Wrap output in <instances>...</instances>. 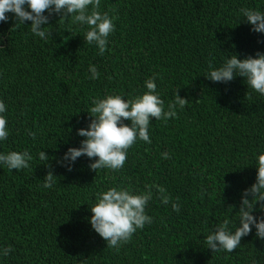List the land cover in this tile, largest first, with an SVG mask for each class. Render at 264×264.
<instances>
[{
    "label": "trees",
    "instance_id": "1",
    "mask_svg": "<svg viewBox=\"0 0 264 264\" xmlns=\"http://www.w3.org/2000/svg\"><path fill=\"white\" fill-rule=\"evenodd\" d=\"M241 8L264 11V0H101L100 11L115 25L104 55L84 41L86 26L54 15L53 34L43 40L29 21L15 25L6 13L0 101L9 136L0 153L28 149L33 160L22 170L0 164V248L14 249L0 264H264V241L255 229L231 253H212L205 243L225 219L235 230L241 194L255 182L253 154L264 152V96L238 76L227 84L206 79L210 62L219 67L230 54L242 59L264 52V34L241 22ZM90 65L98 79L89 78ZM154 74L165 106L178 89L188 100L178 118H152L151 144L137 140L119 170L92 171L96 158L83 156L71 171L59 166L67 149L84 139L77 130L90 123L93 98L142 95ZM28 131L37 133L35 140ZM40 151L51 168L39 160ZM165 152L170 159L161 158ZM50 170L57 182L45 189ZM152 183L179 197L180 211L154 196L145 208L153 222L119 251L106 247L89 223L97 193L115 186L143 191ZM255 207L253 215H264Z\"/></svg>",
    "mask_w": 264,
    "mask_h": 264
},
{
    "label": "clouds",
    "instance_id": "2",
    "mask_svg": "<svg viewBox=\"0 0 264 264\" xmlns=\"http://www.w3.org/2000/svg\"><path fill=\"white\" fill-rule=\"evenodd\" d=\"M101 0H0V22L7 23L13 14L15 25L30 22L31 33L43 40L52 36L49 23L52 16L59 17L58 21L70 22L71 25L86 26L87 31L84 41L94 44L98 55H104L107 50L108 37L115 31L114 18L108 12L100 11ZM91 6V7H89ZM241 22L251 26L253 33L264 34V11L254 8H241ZM57 21V22H58ZM47 25V27H43ZM2 41V37H0ZM260 41H258L259 43ZM2 50V49H0ZM88 71L90 79H98L100 73L95 65H90ZM241 77L247 89L253 93L264 96V52H256L254 56L248 55L238 59L236 54H230L219 67L209 63L207 80L227 84L236 77ZM152 77L144 81L146 91L125 100L121 95L108 94L104 98H93L88 109L90 123L86 128L77 130V135L84 139L79 147H70L57 161L59 166L72 170V165L80 157L96 158L89 164L92 171L99 169L119 170L127 159V150L137 141L151 144L149 125L151 119L167 121L178 118L177 111L183 110L188 105V100L180 98L179 89L174 98L165 106L157 91L156 79ZM165 107L167 110H165ZM6 105L0 101V141L6 140L9 131L6 128L7 120L3 113ZM128 121L129 124L124 122ZM32 140L36 139L35 131H28ZM40 161L45 162L48 168L51 165L45 151L38 154ZM162 159H170V154L161 153ZM255 162V182L241 194L238 220L233 231L230 221L223 223L210 231L205 239L207 248L213 252H233L240 246L242 237L248 236L253 229L258 239L264 241V215L255 216L256 205L259 211L264 212V152L253 154ZM33 160L28 149L22 151H9L0 153V164L9 170H22L30 167ZM56 176L50 170L43 178L41 187L52 188L56 184ZM226 186V185H224ZM223 186V187H224ZM202 195V194H201ZM163 205H170L173 212L180 211L179 197L173 200L167 189L156 183L146 184L143 191L123 186L111 187L106 191L98 192L96 203L90 208L92 213L89 223L91 228L104 241L106 247L119 249L127 244L138 229H143L145 224H151L152 217L145 212L147 203L153 199ZM14 249L11 245L0 248V256H8Z\"/></svg>",
    "mask_w": 264,
    "mask_h": 264
}]
</instances>
